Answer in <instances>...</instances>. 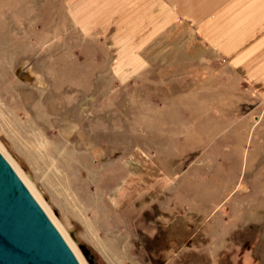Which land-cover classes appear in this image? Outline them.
I'll use <instances>...</instances> for the list:
<instances>
[{"label":"rangeland","instance_id":"obj_1","mask_svg":"<svg viewBox=\"0 0 264 264\" xmlns=\"http://www.w3.org/2000/svg\"><path fill=\"white\" fill-rule=\"evenodd\" d=\"M170 2L133 47L0 0V153L80 264H264V0Z\"/></svg>","mask_w":264,"mask_h":264},{"label":"water","instance_id":"obj_2","mask_svg":"<svg viewBox=\"0 0 264 264\" xmlns=\"http://www.w3.org/2000/svg\"><path fill=\"white\" fill-rule=\"evenodd\" d=\"M0 264H80L1 153Z\"/></svg>","mask_w":264,"mask_h":264},{"label":"crops","instance_id":"obj_3","mask_svg":"<svg viewBox=\"0 0 264 264\" xmlns=\"http://www.w3.org/2000/svg\"><path fill=\"white\" fill-rule=\"evenodd\" d=\"M68 5L72 19L78 25L91 21L93 31L98 30L96 26H100L105 31L121 32L124 30L122 17L133 13L131 27L128 28L137 33L132 40L133 47H142L155 38L158 31L167 27L173 14L170 0H70ZM119 22L123 24L118 27L116 24ZM260 64L264 73L263 56Z\"/></svg>","mask_w":264,"mask_h":264},{"label":"bare ground","instance_id":"obj_4","mask_svg":"<svg viewBox=\"0 0 264 264\" xmlns=\"http://www.w3.org/2000/svg\"><path fill=\"white\" fill-rule=\"evenodd\" d=\"M36 199V198H35ZM80 249H81V246H80ZM82 251H83V254H84V256L87 258V256H86V253L88 252L89 253V251H87L85 248L84 249H81ZM90 254V253H89ZM76 255V254H75Z\"/></svg>","mask_w":264,"mask_h":264},{"label":"trees","instance_id":"obj_5","mask_svg":"<svg viewBox=\"0 0 264 264\" xmlns=\"http://www.w3.org/2000/svg\"><path fill=\"white\" fill-rule=\"evenodd\" d=\"M90 253V252H89ZM90 261V260H89Z\"/></svg>","mask_w":264,"mask_h":264}]
</instances>
